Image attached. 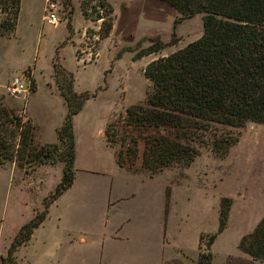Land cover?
<instances>
[{
  "label": "rangeland",
  "instance_id": "obj_1",
  "mask_svg": "<svg viewBox=\"0 0 264 264\" xmlns=\"http://www.w3.org/2000/svg\"><path fill=\"white\" fill-rule=\"evenodd\" d=\"M51 1L58 4V13L65 17L66 25L69 22L73 28L75 23L79 30L87 25L88 20L82 15V6H85L90 17L97 14V0ZM111 1L117 8L113 21L117 30L113 36L125 46L117 50L116 57H123L109 80H106L107 89L103 92L96 91L99 94L98 100L87 109L84 119L77 125V167H90L91 172L78 171L75 186L62 195L57 208L53 209L54 213L63 211L66 227L83 231L87 240L80 245L77 240L72 239L75 247L70 250L66 248L65 260L68 264H92L99 258L94 240L100 234L112 231L108 228L110 225L104 227V221L110 217L107 199L110 183L113 182V199L130 193L133 197L114 207L111 218L118 221L128 217L133 229L143 231L146 242L140 254L147 261L157 258L159 228L164 227L173 238L174 245L183 247L192 254L200 234L216 232L221 201L225 198L231 199L226 230L213 249L215 264L226 263L228 256L232 257V261L242 264L236 243L252 232L264 216V126L253 122L246 123L243 128L213 125L206 132L185 128L128 126L125 122L126 108L142 104L151 90L144 78L143 68L153 59L166 56L200 38L203 33L202 14L182 20L174 27L173 22L179 15L163 1L153 0L133 8L131 3H126L121 8L122 3L127 0ZM44 7L45 0H21L14 36L0 41V101L12 112L19 110L18 115L24 121L29 119L42 139L54 141L53 128L61 121V106L50 95L49 86L46 84L50 85L47 78L52 68L51 58L55 54V41L59 37V30L43 23ZM88 22L81 49L77 51L79 58L83 56L81 50L89 45L87 37H92L93 34L98 36L100 30L101 23L91 20ZM173 39L176 42L171 45ZM100 41L98 36L92 49L93 61L90 63L95 61ZM85 42L88 44L85 45ZM157 42L164 46L161 51L134 60L137 52ZM114 46L113 41L111 48ZM70 53L69 49L64 50L69 64L72 63ZM37 57L40 66L35 74L38 92L29 101L28 95L14 97L8 94L6 88L14 78L34 81L31 70L28 72L27 67ZM109 58L108 49L104 47L96 66L80 68L76 73L79 86L92 83L99 76L101 68L110 66L106 62ZM108 69L107 72H110L111 68ZM52 78L56 84L53 74ZM59 78L64 84L69 79L63 75ZM107 119H112L113 123L110 133L117 131L113 148L116 154H122L129 169L118 168L114 162V154L102 143V131L99 129H103ZM146 134L167 135L196 147L199 155L189 167H167L151 175L150 170L142 165V137ZM216 135L237 140L224 158H217L209 146ZM131 138H135L138 148V156L132 164L126 153ZM87 144L91 147L88 150ZM63 166L58 161L54 164L49 161L34 169L26 165L20 168L16 162H7L0 166V254L6 252L10 238L25 225L36 207L40 206L39 212H43L42 200L53 193L60 182ZM166 186L169 192L171 188V198L165 221L163 205ZM208 235H201L199 239L201 254L208 252ZM118 244L112 245L110 249L111 260L128 258L127 245ZM241 255L243 260L260 263L242 252ZM2 258L0 256V262ZM19 260L24 264L22 255Z\"/></svg>",
  "mask_w": 264,
  "mask_h": 264
},
{
  "label": "trees",
  "instance_id": "obj_2",
  "mask_svg": "<svg viewBox=\"0 0 264 264\" xmlns=\"http://www.w3.org/2000/svg\"><path fill=\"white\" fill-rule=\"evenodd\" d=\"M97 1V6L103 8L102 17L98 14L90 17L85 6L81 7V12L85 19H102L98 36L104 40L111 33L115 14L106 0ZM160 1L178 13L174 27L182 20L202 14L203 33L185 47L153 59L144 67L143 75L152 82L151 90L142 104L126 108V124L138 128H185L203 132L213 125L243 128L246 123L253 122L264 126V0ZM20 7L21 0H0V39L14 36ZM67 29L70 37L73 28L69 22ZM175 42L173 39L171 45ZM163 47L161 42L154 43L137 52L134 60L158 53ZM52 68L68 108L64 123L57 130L58 144H35V127L30 120L24 121L0 101V166L16 162L20 168L26 165L34 169L49 161L64 164L60 182L42 201L43 212H35L34 217L20 228L1 264H17L15 251L29 241L33 230L46 218L49 206L73 184V117L86 100L97 95L96 92L75 93L73 74L56 60H53ZM62 75L69 78L66 84L60 81ZM31 87L32 92L35 91L33 80ZM112 124L109 123L104 132L111 147L117 135V131L110 133ZM142 140V165L151 175L167 167H189L199 155L196 147L167 135L146 134ZM236 142L231 137L216 135L209 146L217 158H224ZM126 153L129 162L134 163L138 156L135 138L129 140ZM116 155L118 165L125 166L122 154ZM169 199L170 192L166 190V207ZM231 204L229 198L221 201L217 231L208 235V252L199 253L197 264H211L209 249L217 235L227 227ZM238 249L264 264V216L252 232L240 239Z\"/></svg>",
  "mask_w": 264,
  "mask_h": 264
},
{
  "label": "crops",
  "instance_id": "obj_3",
  "mask_svg": "<svg viewBox=\"0 0 264 264\" xmlns=\"http://www.w3.org/2000/svg\"><path fill=\"white\" fill-rule=\"evenodd\" d=\"M106 1L112 6L114 10V14H116L117 12L116 5L111 0H106ZM149 1H153V0H127L122 3L121 8H123V6L126 5V3H131L132 4L131 6L133 8L139 4L143 5ZM86 22H87V25H85V27L81 30H79L78 26L74 23L73 24V35L70 37H69V32L67 29L66 21L61 22L62 27H60V23L55 27L52 26L54 29L57 28L59 30V37L55 41V45H56L55 54H54V57L51 58V60L52 62L53 60H56L61 65L62 68H64L66 71L71 72L73 74L74 76L73 90L77 94H80L82 92L94 93L96 91H100V92L105 91L108 87V83L106 84V80L107 81L109 80V76H111L114 73L115 69L117 68L118 64L120 63L123 57V55L120 58L116 57L117 50H120V48L125 46L124 43L122 42L120 43L119 40H115V37L113 36L114 32L117 30L116 24L114 23L109 37L99 42V47L97 49L95 61L92 63L82 62L80 58L78 57L77 51L79 48L81 49V43L83 41V34L85 33V29H87V27L89 26L88 20H86ZM2 39L4 38H1L0 41ZM113 41L115 42V46L111 48V44L113 43ZM104 47L108 49L110 58L107 59L106 62L107 64L110 63V66H108L107 68H104V67L101 68L99 70L100 72L99 76L92 83H89L88 86L80 87L78 84V80L76 79L77 71L80 68L85 69L91 65L96 66L100 61L101 52ZM67 49H69L71 52L70 58L72 60V63L70 64L69 62H67L64 56V50H67ZM111 63H112V67H111ZM109 67L111 68V71L107 72L109 70L108 69ZM27 69L31 70V75L36 85L35 91L31 92L27 97V101H29L30 98L38 92V83L35 78L36 72L40 69L38 57L35 61L31 63L30 66L27 67ZM52 74H53V68L50 69V75L47 78V80L48 79L50 80V85L46 84V86L47 87L49 86L50 95H53L61 106V121L55 126V128H53L54 135H55L54 141L42 139L40 136H38L37 132L35 131L34 142L37 145L59 143L58 138H57V130L63 125L65 116L68 111L67 104L63 96L61 95L57 85L53 83ZM98 97H99V94H97L93 98L86 100L80 112L73 117V135H74L75 152L79 145V138L77 137V133H76L77 125L79 122H81L80 120L84 119L85 112L87 111L88 108H91L95 104V102L98 100ZM13 112L15 114L20 113L19 110L18 111L13 110ZM27 115L29 117L28 111H27ZM111 121L112 119H107L106 124L104 125L103 129L102 130L99 129V131H102V143L104 144V147L106 149L107 148L110 149L112 153L114 154V162H116V165L118 166V168L129 169L130 167L128 165H125L123 167H120L118 165V159H117L115 149L109 146L106 142L104 132H105V129L107 128V125L111 123ZM86 148L88 150L91 147L89 144H87ZM74 169H75V175H74L73 184L66 191L72 189L75 186L76 174L78 171H81L84 173L91 172L90 167L89 168L86 166L77 167L76 155H75V160H74ZM167 187L168 186H166L164 189V205H163V213H164L165 221L168 217L169 208H170V199H169L168 207H166L165 192H166ZM113 188H114L113 182H111L110 187H109V193H108L109 196L107 199V208L111 212H110V217H107L104 221V227H106L107 225H110V227L108 228L111 229L112 231L107 232V233H102L99 236H97V238L94 240L95 246L97 247L99 251V256H98L99 258L92 264H197V260L199 256V239L201 235H208V234L202 233L199 235L198 239L196 240L194 252H192V254H189V252L185 248L173 244V238L169 234L166 227L159 228V237H158V243H157L159 252H158L157 258L154 259L153 261L145 260L143 255L140 254L141 252L140 250L144 248L145 242H146L144 238L145 235L143 236V233H142L143 231L141 232L139 230L136 231L135 229H133L130 226L131 219L128 217H125V218L119 217L122 219H119L118 221H113L111 218L112 213L114 211V207H116L118 204H120L123 201L130 200L133 197V194L130 193L129 195L119 196L113 199V195H112V193H114ZM62 195L59 196L49 206L46 218L37 228L33 230V233L29 241L26 244L20 246L15 251L14 259L17 264H21L19 260V256L21 255H22V259H24L23 260L24 264H68L67 261L65 260V253L67 249L70 250V248L75 247L73 240L74 239L77 240V242L80 245L85 244L87 242L83 231L81 230L76 231L75 229L66 227V224L64 223V212L63 211L58 210L56 213H54L53 209L57 208ZM170 198H171V188H170ZM39 207L40 206L36 207L33 210V214L26 221V223H28L34 217L35 212H39ZM160 214H162V211H160ZM159 216L161 217V215ZM160 221L161 220L159 219V227L161 224ZM225 230L226 228L217 235V237L215 238V240L210 246L209 252L212 256L211 264L216 263L215 253L213 249L215 248L219 240L222 238ZM18 232L14 233L12 238H10L7 244V248H5L6 252L3 254H0V256H2L3 258L6 257L7 251ZM239 241L240 240H238L236 243L237 249H238ZM118 243H121V245H127V253H129V255L127 256L128 258H124L121 260H113V259L111 260L109 258L110 249L112 245L114 244L119 245ZM238 254H239V260L242 264H263L261 262L258 263V262L243 260L241 251L239 249H238ZM226 260H227L226 263H223V264H239L235 260L232 261L231 256H228Z\"/></svg>",
  "mask_w": 264,
  "mask_h": 264
},
{
  "label": "built area",
  "instance_id": "obj_4",
  "mask_svg": "<svg viewBox=\"0 0 264 264\" xmlns=\"http://www.w3.org/2000/svg\"><path fill=\"white\" fill-rule=\"evenodd\" d=\"M58 12L59 9L58 4L56 2L51 0H45L44 14L42 16L43 23L55 27L59 23L65 21V17L63 15H60ZM102 12V9L96 5V13L102 17ZM101 21L102 19H98L96 20V23H101ZM97 39V34H93L92 37H87L89 45H87L88 43L85 42V45L87 46L83 50H81V54L84 55L80 57V60L82 62L90 63L91 61H93L92 49L94 48L95 41H97ZM6 89L8 94L14 97H17L21 94L26 96L32 92L31 82L28 79L21 80L19 78H14L11 81L10 86Z\"/></svg>",
  "mask_w": 264,
  "mask_h": 264
},
{
  "label": "water",
  "instance_id": "obj_5",
  "mask_svg": "<svg viewBox=\"0 0 264 264\" xmlns=\"http://www.w3.org/2000/svg\"><path fill=\"white\" fill-rule=\"evenodd\" d=\"M61 21H62V20H61ZM148 85H150V86H151V85H152V82L148 81Z\"/></svg>",
  "mask_w": 264,
  "mask_h": 264
}]
</instances>
